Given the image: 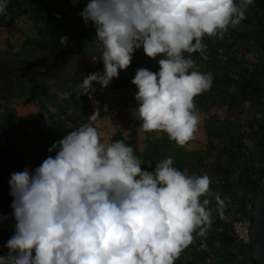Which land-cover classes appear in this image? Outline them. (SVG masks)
<instances>
[{
    "label": "clouds",
    "instance_id": "9594fccd",
    "mask_svg": "<svg viewBox=\"0 0 264 264\" xmlns=\"http://www.w3.org/2000/svg\"><path fill=\"white\" fill-rule=\"evenodd\" d=\"M75 4L79 0H72ZM253 0H89L79 13L102 45L92 63L103 73L87 75L80 94L92 98L94 83L107 87L130 66L135 50L157 60L158 72L136 71L132 109L145 132H164L181 147L196 138L195 97L213 76L198 70L191 54L205 53V36L222 38L246 19ZM8 0H0V13ZM68 37L61 36V43ZM188 53L186 57L184 54ZM96 104L99 102L96 101ZM98 111L90 116L95 121ZM33 172L10 176L16 221L0 264H175L180 253L213 222L208 206L211 178L186 175L172 157L142 170L143 160L122 140L103 142L93 124L55 141ZM217 215L225 201L212 193ZM6 219V217H5Z\"/></svg>",
    "mask_w": 264,
    "mask_h": 264
},
{
    "label": "trees",
    "instance_id": "16d2710c",
    "mask_svg": "<svg viewBox=\"0 0 264 264\" xmlns=\"http://www.w3.org/2000/svg\"><path fill=\"white\" fill-rule=\"evenodd\" d=\"M68 3L69 0H55L54 3L44 0H8L5 11L0 13V42L3 41L7 48L2 52L12 53L11 36L13 32H20L17 21L21 17L29 23L31 34L25 35L21 41L20 54L27 49L30 51L28 54L38 50L42 52L65 50L70 48V42L74 38L92 37L94 26L91 23L85 24L79 15L84 8L82 3L72 2L71 5L75 9L66 11ZM242 22L244 28L234 32L229 44H223L216 37L205 36L203 39L207 46L205 53L191 54L197 63H203V72H210L213 76L211 88L199 95L200 108L203 110L207 108L203 100L208 98L209 106L218 103L217 106H224L226 112L236 110L240 115L232 117L227 113L220 118L215 112L207 118V146L201 154H197L191 172L201 175L198 167L202 166L208 155L214 154L210 165L213 173L211 187L217 188L216 193L225 201L224 218L217 215L215 201L216 213L208 231L202 236L194 234L193 242L180 253L175 264H252L248 256V243H243L235 236L232 223L237 219L247 220L251 199L264 177V58L249 55L251 52L249 49L253 48L260 49L264 56V0H253L246 12V19ZM61 36L68 37L66 43H61ZM95 46L93 54L99 56L102 45L97 42ZM184 55L187 57L189 54ZM160 58L157 57V60ZM157 60L149 59L142 48L135 50L129 66L131 77L113 78L107 87L117 90L130 87L137 93L138 89L131 83L136 71L146 68L157 72L151 67ZM99 63L103 66L102 61ZM4 86L0 88L1 98L7 96V90H2ZM85 97L89 99L86 94ZM71 98L74 100V93L70 94L69 100L61 104L62 108L71 103ZM83 103L84 101L78 106L82 107ZM42 105V108L46 106ZM60 108L59 105L57 112L60 111V116L57 114L52 119L49 128L33 132L30 129L37 124L33 117L23 120L15 111L5 109L1 112L0 255L7 254L8 249L5 245L15 230L16 221L12 214L13 198L9 195V180L13 172L26 169L27 161L22 142L36 134L41 137L44 149L49 152L48 149L55 141L82 126L76 122L82 119L76 115L63 117L66 110ZM258 113H263L262 117ZM124 121L123 125H126V120ZM136 134L135 130L129 133L125 144L130 145L134 154L143 160L142 170L154 171L156 164L161 160L175 156L168 154L164 141L163 144L156 146L159 153L156 151L155 153L160 160H146L148 139L144 143L145 149L140 150L137 147ZM57 150L59 149L51 153L55 155ZM173 161V167L183 172L184 164L181 157L180 160L177 157L173 158ZM200 240L205 242V249H198Z\"/></svg>",
    "mask_w": 264,
    "mask_h": 264
},
{
    "label": "rangeland",
    "instance_id": "374dc122",
    "mask_svg": "<svg viewBox=\"0 0 264 264\" xmlns=\"http://www.w3.org/2000/svg\"><path fill=\"white\" fill-rule=\"evenodd\" d=\"M44 1L54 3L55 0ZM88 2L89 0H79V3H82L81 5H83V7H85ZM71 3L72 0H69L68 6L65 8L66 11L75 9ZM17 23V28L18 30L20 29V32L12 33V53L9 54L2 52L3 49L7 48L3 41L0 42V88L7 84L4 88H2V90H7L6 98L0 97V116L2 115L1 112L5 109L11 111H15L16 109L15 112H17V108L19 106L28 107L30 104L33 107V113L28 115V111H26L24 116L28 115L29 117H32L36 114L34 115V118H38L40 121L41 118H46L49 115V112H54L60 116V111L57 112L59 105L61 106L60 110L63 109L64 107L62 108L61 104L65 102V100H69L70 94L74 93L75 98L74 100L71 98V103L64 108L66 112L62 115L63 117H72V115H76L80 119H83L84 122L91 120L90 116L94 113V111H97V104L95 102L98 101L101 105H104L105 103L103 116L105 133L106 131H109L110 125L111 128H116L115 122H112V119L111 121L108 120V118H110L109 115L114 116V118L121 117L125 109V111H127V116L130 115V118L134 119L131 110L138 107V102L135 100L136 93L130 87L123 90H117L109 87L101 88L98 83H94L93 87L95 88V92L91 94V99L85 97V94H80L81 89L79 85L87 75L94 72L103 73V66L99 63L100 60L96 63L91 62V58L95 56L93 54V51L96 49L95 44L100 42L96 39L95 28L92 32V37H83L80 39L74 38L71 40V45L68 49L52 52H42L38 50L32 52L31 54H28L30 51L27 49L26 52L20 54V50L22 49L21 41L25 35L27 36L31 34V31L30 25L24 17H21ZM243 28L244 25L241 21L238 26L234 28L229 27V30L223 35V37L218 39L221 40L223 44L227 45L231 42L234 32L240 31ZM249 51H251L249 55L264 58L260 49L256 50L251 48ZM197 66L198 70L203 72V63L199 62L197 63ZM151 67L157 72L159 71L158 63L151 65ZM131 74V70L128 67L124 70H120L118 76L127 79L131 77ZM102 89H104V93L106 92V94L102 95L104 96V101L101 102L100 99H97V91ZM46 99L47 103L45 104ZM198 99L199 95L195 97L196 111L198 112L200 118L196 138L189 141L184 147H181L177 145L175 141L170 140L164 132H142L141 129L138 130V127L136 128L138 130L136 135H147V137L145 136L144 138V140L148 139L147 142H149V145L145 150L146 160H160V157L155 153V151L159 153L156 146L158 144H163L165 141V146H167L166 151L168 154L175 155L172 159L177 157V159L180 160L181 157V160L183 161L182 163L184 164L183 172L189 176L195 175L194 171L191 172V170H193L192 164L195 163L198 156L197 154H201V151L205 150L207 146V118L215 112L220 118L227 115V113L232 117L240 115L236 113V110L233 112H226L224 106H217L218 103L216 105L213 104L209 106L210 101L208 98L203 100L207 105V108L203 110L198 105ZM38 100H40V105L37 108L36 104L38 103ZM57 101L59 102L58 106ZM82 101H84L82 104L83 106H78V104ZM42 103L46 106L42 105ZM41 105L44 107L42 108ZM118 106L120 107L119 110ZM101 110L102 107L100 108V111ZM117 112L118 115H116ZM262 114L263 113H258L261 117ZM128 129L130 128L127 126L126 128L122 127L121 131L119 130L116 132L118 134L110 135L108 133L105 137H110V142L122 140L125 143L126 139L124 136H126V132L129 131ZM144 149L145 147L143 150ZM212 156L208 155V157L203 160L202 166L198 167L200 174H207L211 178V182L213 180V173L210 167L211 161L213 160ZM216 191L217 188L211 187L209 194L216 193ZM205 198H209L211 200L209 208L212 210L214 220V214L216 213L215 198L214 196L212 197L209 195L208 197H201V201ZM208 228L206 232L208 231Z\"/></svg>",
    "mask_w": 264,
    "mask_h": 264
},
{
    "label": "crops",
    "instance_id": "0c3cea01",
    "mask_svg": "<svg viewBox=\"0 0 264 264\" xmlns=\"http://www.w3.org/2000/svg\"><path fill=\"white\" fill-rule=\"evenodd\" d=\"M18 22V21H17ZM17 26H18V23H17ZM104 89L102 90H98L97 91V99L104 101V96L102 95H105L106 92L104 93ZM96 95V94H95ZM38 103L36 104V107L38 108V106L40 105V100L37 101ZM47 103V99L45 100V104ZM59 104V102L57 101V105ZM119 104H120V101H119ZM100 105V107H99ZM35 106V105H34ZM96 110L99 112V116L97 117V119L95 121H92V120H87L84 122V120L82 119V121H79L77 120L76 122L77 123H81L82 125L84 124H93L95 127L98 128V130L102 133V141L103 142H106V143H109L110 141V137H105L106 135H108V133L110 135H116L118 133L119 130L121 131V128L124 127L126 128L129 127L130 129H128L129 131L126 132V136H124V138L128 139L127 135L129 133H131L133 130L136 131V133L138 132L139 129H141L142 132H144V130H142V128L140 127L141 126V121L136 119V118H130V115L127 116V111H124L121 115V117H116L114 118V116H111L109 115L110 118H108L109 121H111L112 119V122H115V126L116 128H111V125H110V129L109 131H106L105 133V130H104V111H105V103L104 105H101L100 102L96 105ZM102 107V110L100 111V108ZM119 106H118V110H119ZM16 111V109H15ZM28 111V115H31L33 113V107L32 105L30 104L28 107H23V106H19L17 108V112L16 114L18 115V117L20 119H27L29 118V116H24L25 115V112ZM56 113L54 112H49V115L46 117V118H41V121L37 118L35 119L34 118V114L32 117L34 118V120L36 121V126L35 127H32L30 129L31 132L33 131H39V130H46L47 128H49L51 125H52V119L55 118L57 116L54 115ZM54 115V117H53ZM118 115V112L117 114ZM125 118H124V117ZM120 118V119H119ZM124 119L126 120V125H123V123L125 122ZM133 120V121H132ZM121 123V124H120ZM122 126V127H121ZM138 127V130L136 129ZM120 135V134H119ZM142 134H138L137 136V142H138V148L140 150H142L144 148V143H145V136L147 137V135H142ZM125 141V142H126ZM22 147L24 149V155H25V158H26V169H28V171L31 173L35 170V168H37L42 162L44 159H46L48 156H55L54 154H52L51 152H47L45 149H44V142L42 141L41 137L34 134L32 135L29 140H26V141H23L22 142ZM58 151V150H57Z\"/></svg>",
    "mask_w": 264,
    "mask_h": 264
},
{
    "label": "water",
    "instance_id": "95a60500",
    "mask_svg": "<svg viewBox=\"0 0 264 264\" xmlns=\"http://www.w3.org/2000/svg\"><path fill=\"white\" fill-rule=\"evenodd\" d=\"M248 256L252 264H264V177L247 213Z\"/></svg>",
    "mask_w": 264,
    "mask_h": 264
},
{
    "label": "built area",
    "instance_id": "2783aa9c",
    "mask_svg": "<svg viewBox=\"0 0 264 264\" xmlns=\"http://www.w3.org/2000/svg\"><path fill=\"white\" fill-rule=\"evenodd\" d=\"M232 229L235 236L239 240H241L243 243H248L249 238L247 235V220H243V219L234 220L232 223ZM198 249L199 250L205 249V242L203 240H200Z\"/></svg>",
    "mask_w": 264,
    "mask_h": 264
}]
</instances>
